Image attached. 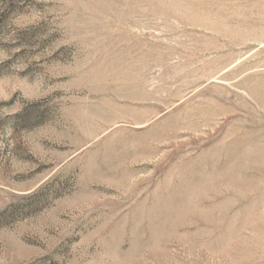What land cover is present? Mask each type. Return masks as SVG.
<instances>
[{
  "label": "rangeland",
  "instance_id": "obj_1",
  "mask_svg": "<svg viewBox=\"0 0 264 264\" xmlns=\"http://www.w3.org/2000/svg\"><path fill=\"white\" fill-rule=\"evenodd\" d=\"M0 264H264V0H0Z\"/></svg>",
  "mask_w": 264,
  "mask_h": 264
}]
</instances>
